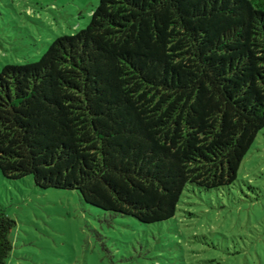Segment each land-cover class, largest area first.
<instances>
[{
    "label": "trees",
    "instance_id": "obj_1",
    "mask_svg": "<svg viewBox=\"0 0 264 264\" xmlns=\"http://www.w3.org/2000/svg\"><path fill=\"white\" fill-rule=\"evenodd\" d=\"M264 129V0H99L0 71V173L144 225L238 180ZM16 222L0 207V264Z\"/></svg>",
    "mask_w": 264,
    "mask_h": 264
},
{
    "label": "rangeland",
    "instance_id": "obj_2",
    "mask_svg": "<svg viewBox=\"0 0 264 264\" xmlns=\"http://www.w3.org/2000/svg\"><path fill=\"white\" fill-rule=\"evenodd\" d=\"M99 0H0V71L37 62L58 37L86 29ZM0 207L16 222L9 264H264V129L238 180L185 191L175 218L144 225L86 204L77 191L11 182Z\"/></svg>",
    "mask_w": 264,
    "mask_h": 264
}]
</instances>
